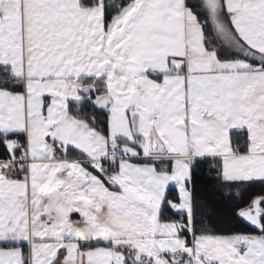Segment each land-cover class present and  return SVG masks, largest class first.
<instances>
[{
	"label": "snow or ice",
	"instance_id": "1",
	"mask_svg": "<svg viewBox=\"0 0 264 264\" xmlns=\"http://www.w3.org/2000/svg\"><path fill=\"white\" fill-rule=\"evenodd\" d=\"M254 186L264 0H0V264H264Z\"/></svg>",
	"mask_w": 264,
	"mask_h": 264
},
{
	"label": "trees",
	"instance_id": "2",
	"mask_svg": "<svg viewBox=\"0 0 264 264\" xmlns=\"http://www.w3.org/2000/svg\"><path fill=\"white\" fill-rule=\"evenodd\" d=\"M194 199L203 206L205 221L217 231L251 232L253 229L239 219L235 213L239 197L229 192L210 172L205 164H199L193 171ZM251 195H264L259 186L252 187L244 194L247 201Z\"/></svg>",
	"mask_w": 264,
	"mask_h": 264
}]
</instances>
